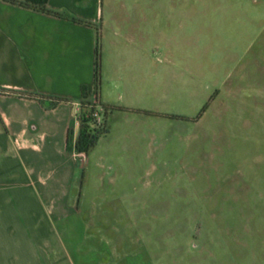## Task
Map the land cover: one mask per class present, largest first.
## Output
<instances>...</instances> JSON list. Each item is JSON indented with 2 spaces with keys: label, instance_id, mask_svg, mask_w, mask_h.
I'll return each instance as SVG.
<instances>
[{
  "label": "rangeland",
  "instance_id": "1",
  "mask_svg": "<svg viewBox=\"0 0 264 264\" xmlns=\"http://www.w3.org/2000/svg\"><path fill=\"white\" fill-rule=\"evenodd\" d=\"M111 3L101 89L132 112H110L79 215L126 260L264 264V0Z\"/></svg>",
  "mask_w": 264,
  "mask_h": 264
},
{
  "label": "crops",
  "instance_id": "2",
  "mask_svg": "<svg viewBox=\"0 0 264 264\" xmlns=\"http://www.w3.org/2000/svg\"><path fill=\"white\" fill-rule=\"evenodd\" d=\"M110 1L48 0L50 9L92 28L0 0V90L72 100L47 109L0 93V264H148L126 260L122 247L102 241L104 230L87 226L77 211L80 174L90 165V156L85 161L75 150L79 106L82 87L96 96V28L102 43L118 9ZM127 36L135 41L134 34ZM140 56L149 67L143 76L151 77V55ZM140 56L126 57L133 62Z\"/></svg>",
  "mask_w": 264,
  "mask_h": 264
},
{
  "label": "trees",
  "instance_id": "3",
  "mask_svg": "<svg viewBox=\"0 0 264 264\" xmlns=\"http://www.w3.org/2000/svg\"><path fill=\"white\" fill-rule=\"evenodd\" d=\"M12 5H17L22 8L32 10L38 13L53 16L55 18L73 22L76 24L95 28L96 26L88 21L69 16L65 13L52 10L48 7V0H3ZM97 43H96V62H95V98H92L89 94L87 87H82V100L79 106V119L80 128L79 136L75 144V150L78 153H84L88 155L96 149L100 140L110 133L109 127V114L111 111L128 112L129 110L113 107L101 104L99 95L101 89V33L98 28ZM0 93H7L20 98L38 101L44 105L47 109H53L60 104L70 103L72 100L69 98L59 96H47L39 93L32 92H10L0 90ZM100 112L102 115L101 123H98L94 117L96 112ZM132 112V111H129Z\"/></svg>",
  "mask_w": 264,
  "mask_h": 264
},
{
  "label": "built area",
  "instance_id": "4",
  "mask_svg": "<svg viewBox=\"0 0 264 264\" xmlns=\"http://www.w3.org/2000/svg\"><path fill=\"white\" fill-rule=\"evenodd\" d=\"M94 117H95V119H96V121H97L98 123H101V121H102V115L100 114V112L97 111V112L95 113ZM78 122H79V127H80L79 114H78ZM78 154H79V156L82 157L83 159H86V158H87V156H86L84 153H78Z\"/></svg>",
  "mask_w": 264,
  "mask_h": 264
}]
</instances>
